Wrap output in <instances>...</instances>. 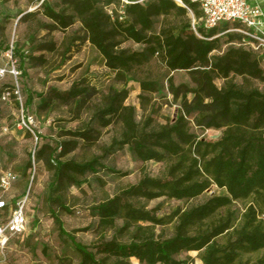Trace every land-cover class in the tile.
Listing matches in <instances>:
<instances>
[{
  "label": "trees",
  "instance_id": "obj_1",
  "mask_svg": "<svg viewBox=\"0 0 264 264\" xmlns=\"http://www.w3.org/2000/svg\"><path fill=\"white\" fill-rule=\"evenodd\" d=\"M186 3L200 21L199 7ZM119 6L118 0H44L34 14H21L19 23L37 15L52 23L43 25L42 30L66 31L80 23L91 46L115 74V82L124 86L138 82L143 93H161L165 89L159 82L135 78L137 68L155 59L161 60L170 73H188L192 86L176 87L172 79L168 81L174 101H180L176 118L158 130H147L138 121L135 108L125 105L129 97L127 88L111 87L96 117L104 128L118 124L121 131L103 155L85 163L61 162L80 143L96 140L91 130L68 133L72 140L60 145V153L59 148L39 146L40 137L36 134L38 143L34 154H30L24 175L33 170L32 158L35 163L44 162L49 171H55L48 198L50 214L79 264H121L112 262V255L123 258V264H130L131 260L141 264H190L180 260L186 253H198L202 264H264V257L251 262L253 257L264 253V90L261 88L264 56L247 45V38L239 32L221 36L220 27L210 31L201 24L194 27L188 20V11L174 0H147L127 6L124 16H119ZM176 14L183 16L185 22L170 29L161 26ZM8 17L4 15L5 19ZM223 25L227 31L228 23ZM224 39L226 49L221 53ZM129 42L141 49L124 48ZM37 49L40 53H54L57 44ZM5 51L12 53V64L18 60L17 68L13 64L19 73L18 81L27 76V62L38 66L47 63L44 54L35 57L19 45L6 47ZM7 74L11 75L10 71ZM218 81H222L221 86ZM89 93L75 85L64 94L56 92L47 98L39 95L40 106L50 108L60 101L67 105L76 102L81 107ZM13 97L21 106L18 98ZM34 105L35 99L30 93L24 102V113ZM192 124L199 130L221 135L216 141L203 140L191 132ZM125 148L142 164H166L165 177L145 176L112 200L92 207L90 213L95 222L84 231L95 233L96 240L91 245L77 242L64 229L55 211L71 214L64 205L62 193L67 187H83L87 175L107 169L103 162ZM212 187L221 194L188 211L173 212L170 220L177 221V235L158 238L152 229L168 222L158 218V208L147 211L140 201L162 198L190 201ZM236 204L242 205L243 210H234ZM7 210L5 203L0 211V226L11 218ZM111 231L115 235L109 238ZM126 234L130 236L129 242H121L118 236Z\"/></svg>",
  "mask_w": 264,
  "mask_h": 264
},
{
  "label": "rangeland",
  "instance_id": "obj_2",
  "mask_svg": "<svg viewBox=\"0 0 264 264\" xmlns=\"http://www.w3.org/2000/svg\"><path fill=\"white\" fill-rule=\"evenodd\" d=\"M42 1L44 0H0V43L3 44L0 49V70L5 69L9 72L13 64L16 68L19 65L18 60L12 64L11 52L5 51L6 47L15 48L19 45L33 56L44 54L47 59V63L42 66L27 62L25 64L27 76L18 82L9 74L0 77V173L11 171L18 177L17 182L8 191H0V202L6 203L8 207L6 214L11 216L16 205L26 200L27 218L24 234L11 240L5 250L0 252V264H79L71 246L63 241L50 214L48 198L55 171H49L44 162L35 163L32 158L33 170L24 175L30 154H34L38 143L36 134L40 137L39 146L59 148L60 153V145L72 140L68 133L91 130L96 140L80 143L76 151L61 160L89 162L94 157L102 156L104 149L112 144L114 138L120 136V125L113 124L104 128L96 117L111 87L118 90L127 88L129 97L125 105L135 108L142 127H146L147 130H158L174 120L180 108V101H174L169 92V79L173 80L176 87L193 85L188 73H170L159 59L137 68L135 78L140 81L159 82L165 87L163 92L143 93L138 82H131L126 86L116 83L115 74L108 70L101 56L91 46L80 23L66 31L42 30L43 25H52L42 15L19 23L21 14H34ZM4 15L9 17L5 19ZM194 19L195 16L189 13L188 20L192 25ZM195 21L197 25L201 24L200 21L196 19ZM183 22L185 18L176 14L161 26L170 29ZM225 26H220L221 36L227 33L238 34L237 28H240L238 24H228L227 31H224ZM33 37L35 40L32 41ZM226 42L225 39L222 41L223 48L219 52L222 53L226 49ZM50 43L57 44L56 52H37V48ZM123 47L134 51L141 49L131 42L125 43ZM217 84L221 86L222 81H218ZM75 85L78 89L90 91L81 107H77L76 102L67 105L60 101H56L50 108L40 106L39 95L47 98L56 92L64 94ZM261 88L264 90V86ZM15 92H19L23 102L30 93L33 94L35 105L29 112L25 110L22 115L21 106L13 97L16 96ZM143 97L146 98L145 101L142 100ZM188 99L191 101L192 96ZM24 118L28 128L23 125ZM191 129L193 134L207 141H216L221 135L216 131L199 130L193 124ZM103 163L107 169H101L95 175H87L83 187H67L62 193L64 205L71 210V214L55 209L64 229L72 234L77 242L84 245H91L96 240L95 233L84 231L95 222L90 213L92 207L112 200L121 191L137 185L145 176L163 178L167 170L166 164L163 163L137 162L129 148L116 152ZM220 194L217 188L212 187L198 199L190 201L178 202L162 198L153 202L140 201V204L147 211L158 208V218L166 219L168 224L152 230L158 238H172L177 235L178 226L176 220H170L173 212L178 209L188 211ZM233 209L242 211L243 206L236 204ZM114 235V232H108L109 238ZM118 238L124 243L130 240L127 234ZM261 257H264V253L253 257L251 262ZM180 260H187L190 264H202L198 253L183 254ZM111 261L121 264L125 262L124 259ZM130 264L141 263L131 260Z\"/></svg>",
  "mask_w": 264,
  "mask_h": 264
},
{
  "label": "built area",
  "instance_id": "obj_3",
  "mask_svg": "<svg viewBox=\"0 0 264 264\" xmlns=\"http://www.w3.org/2000/svg\"><path fill=\"white\" fill-rule=\"evenodd\" d=\"M119 16L125 15V7L135 4H143L147 0H118ZM179 6L186 9L192 15L193 12L186 3L197 5L202 13L201 25L206 31L219 28L223 24L235 23L241 29L239 33L247 38V42L256 53L264 56V6L260 0H174ZM197 25L195 19L193 26ZM12 56V53H11ZM6 70H0V76L4 77ZM10 74L16 82L19 78V73L13 67ZM21 104L22 115L24 114V102L15 92ZM24 127L28 128L25 118L23 121ZM36 136V135H35ZM36 140L38 141L37 137ZM18 177L12 172L0 173V191H8L9 188L17 182ZM26 200L19 202L16 205L14 212L11 215L8 223L0 226V252L5 250L7 244L16 236L22 235L27 226L26 218ZM5 208V203L0 202V211ZM264 220V217H262Z\"/></svg>",
  "mask_w": 264,
  "mask_h": 264
},
{
  "label": "bare ground",
  "instance_id": "obj_4",
  "mask_svg": "<svg viewBox=\"0 0 264 264\" xmlns=\"http://www.w3.org/2000/svg\"><path fill=\"white\" fill-rule=\"evenodd\" d=\"M110 258H111L112 260H116V261L123 260V258H121V257H117V256H114V255H112Z\"/></svg>",
  "mask_w": 264,
  "mask_h": 264
},
{
  "label": "crops",
  "instance_id": "obj_5",
  "mask_svg": "<svg viewBox=\"0 0 264 264\" xmlns=\"http://www.w3.org/2000/svg\"><path fill=\"white\" fill-rule=\"evenodd\" d=\"M260 3L264 6V0H260Z\"/></svg>",
  "mask_w": 264,
  "mask_h": 264
}]
</instances>
